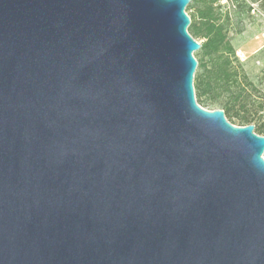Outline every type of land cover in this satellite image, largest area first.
Wrapping results in <instances>:
<instances>
[{"label":"water","instance_id":"water-1","mask_svg":"<svg viewBox=\"0 0 264 264\" xmlns=\"http://www.w3.org/2000/svg\"><path fill=\"white\" fill-rule=\"evenodd\" d=\"M192 0H0V264H264V137L202 108Z\"/></svg>","mask_w":264,"mask_h":264},{"label":"rangeland","instance_id":"rangeland-1","mask_svg":"<svg viewBox=\"0 0 264 264\" xmlns=\"http://www.w3.org/2000/svg\"><path fill=\"white\" fill-rule=\"evenodd\" d=\"M211 3H214L217 23L223 27L226 42L231 48V65L227 69V78L223 74L224 70H220L221 60L211 62V58L200 51L194 53L198 61L194 79L197 102L206 110H223L224 105L236 102L239 95L245 94L251 113L258 112L255 123H261L264 121V109H261L264 106V0H196L186 8V14L192 23H198L202 33L206 32V26L198 13ZM188 32L201 45L207 42L203 34L195 35L191 26ZM202 75L216 82L214 96L217 102L214 104L205 105L203 102L206 97L197 95V79Z\"/></svg>","mask_w":264,"mask_h":264},{"label":"trees","instance_id":"trees-1","mask_svg":"<svg viewBox=\"0 0 264 264\" xmlns=\"http://www.w3.org/2000/svg\"><path fill=\"white\" fill-rule=\"evenodd\" d=\"M195 2L196 0H192L191 3ZM214 10V3L208 4L204 9L199 10L198 14L200 20L205 21V33H202L197 22L192 23L191 31H193L195 35L203 34V36L207 38V42L202 45L200 53H202L204 56L210 57L211 62L221 60L222 67L220 70L222 72L223 69L224 76L228 78L229 74L227 73V69L231 65V56H229V53H231V48L226 42V36L223 34V27L217 23V17L214 14ZM197 80V95H199V97H206L203 103L205 105L216 103L217 97L214 96L217 86L216 82L207 75H202ZM261 109L263 110L264 106H262ZM223 110L225 111L227 120L234 126L246 127L248 125L255 124V133L264 137V121L261 123L259 121L255 123L257 121L255 115L258 112L253 114L249 110L247 95H239L236 102L224 105Z\"/></svg>","mask_w":264,"mask_h":264}]
</instances>
